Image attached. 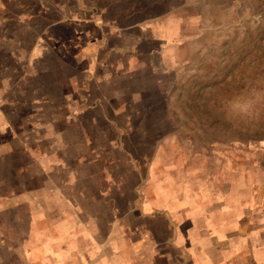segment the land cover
<instances>
[{
    "label": "rangeland",
    "instance_id": "obj_1",
    "mask_svg": "<svg viewBox=\"0 0 264 264\" xmlns=\"http://www.w3.org/2000/svg\"><path fill=\"white\" fill-rule=\"evenodd\" d=\"M0 140V264H131L149 200L263 228L264 0H0Z\"/></svg>",
    "mask_w": 264,
    "mask_h": 264
},
{
    "label": "crops",
    "instance_id": "obj_2",
    "mask_svg": "<svg viewBox=\"0 0 264 264\" xmlns=\"http://www.w3.org/2000/svg\"><path fill=\"white\" fill-rule=\"evenodd\" d=\"M4 140L0 141L5 143ZM168 201L162 207L156 204L152 207L149 200L146 203L147 209L141 213L138 212V208L133 209L130 236L144 226L138 222L145 219L147 220V226L146 233L143 232V236H147V242L146 244L144 242L141 246L139 241L136 242L137 240L130 239V242L125 244L126 250L133 255V263L131 264H155V262H152L150 252L160 256H153V259L158 260L156 264H244L245 250L247 255V253H251L253 246L261 255V258L257 261H259V264H264V227L262 226L263 228H258L255 231V228L251 226V218L242 217L236 220L235 216H228V214L224 215L219 212L220 209L216 212L210 211L212 213L208 212L206 217L212 222L218 221L220 217L223 218L221 222H223L225 228L216 226L214 231L207 230L208 233L212 232L208 238H200L205 233L202 228V219L204 218L202 208L193 206L186 209V212L184 211L185 208L179 210L177 203L180 204L181 202L177 198H169ZM179 218L183 221V224ZM140 230L144 231V229ZM119 231L120 238H122L124 231H121L117 224L110 228L108 234L103 237L105 239L104 243H101L100 246L112 249L114 243L120 239L118 238ZM179 235L184 239V242H178L177 236ZM254 239L259 240V243H255ZM24 246L25 248L20 245L14 249L15 252L20 253V258L21 252H25L27 249L26 242ZM171 247L175 251L185 252V254L187 252V258L185 259L182 256L179 261L170 260ZM115 264H129V262H116Z\"/></svg>",
    "mask_w": 264,
    "mask_h": 264
}]
</instances>
